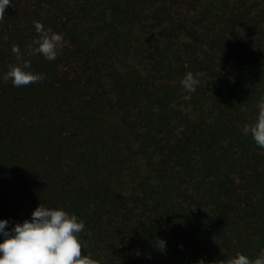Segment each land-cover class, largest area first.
<instances>
[{"label": "trees", "instance_id": "obj_1", "mask_svg": "<svg viewBox=\"0 0 264 264\" xmlns=\"http://www.w3.org/2000/svg\"><path fill=\"white\" fill-rule=\"evenodd\" d=\"M37 21L63 37L55 60L33 52ZM13 46L43 79L3 81ZM188 72L201 74L192 92ZM261 97L264 0H12L0 14V219L63 207L101 264L255 259L264 148L242 128Z\"/></svg>", "mask_w": 264, "mask_h": 264}, {"label": "clouds", "instance_id": "obj_2", "mask_svg": "<svg viewBox=\"0 0 264 264\" xmlns=\"http://www.w3.org/2000/svg\"><path fill=\"white\" fill-rule=\"evenodd\" d=\"M12 3V0H0V14ZM39 36L33 41V52L43 55L47 60H55L63 37L60 33L45 29L39 21L35 23ZM12 51L17 63L11 65L2 76L3 81H11L21 87L43 79V76L31 69L30 61L24 58L17 46ZM201 74L188 72L182 85L188 92L195 91ZM186 99L190 97L186 96ZM258 113L251 124H245L242 132L251 135L258 147L264 148V97L257 102ZM8 219H0V264H101L87 251L81 233L85 229L84 221L63 207H50L40 204L31 214V219L17 222L12 227ZM157 247L163 251L166 241L159 239ZM86 250V254L82 253ZM198 264H205L201 259ZM218 264H224L219 261ZM227 264H264V250L255 259L237 252L227 260Z\"/></svg>", "mask_w": 264, "mask_h": 264}]
</instances>
